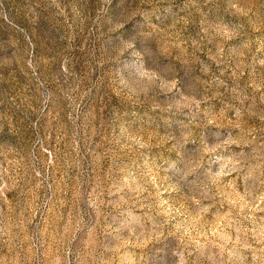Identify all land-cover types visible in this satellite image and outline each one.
I'll list each match as a JSON object with an SVG mask.
<instances>
[{
    "label": "rangeland",
    "instance_id": "obj_1",
    "mask_svg": "<svg viewBox=\"0 0 264 264\" xmlns=\"http://www.w3.org/2000/svg\"><path fill=\"white\" fill-rule=\"evenodd\" d=\"M0 264H264V0H0Z\"/></svg>",
    "mask_w": 264,
    "mask_h": 264
}]
</instances>
